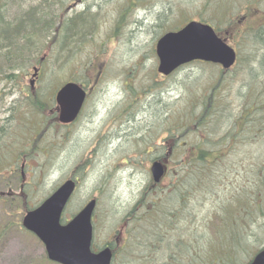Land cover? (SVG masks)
<instances>
[{"label":"rangeland","instance_id":"obj_1","mask_svg":"<svg viewBox=\"0 0 264 264\" xmlns=\"http://www.w3.org/2000/svg\"><path fill=\"white\" fill-rule=\"evenodd\" d=\"M42 1L26 0L12 4L10 0L2 6L5 14L4 19L12 20L14 11L20 13L29 5H35ZM211 1L212 5L208 0L48 1L54 2L57 15L63 19L75 16L88 7V12L94 14L93 20L96 26L94 25L92 33L85 34V38L73 47L72 43L69 45L67 43V48L62 47L61 50L59 49L60 41H56V39L43 41V52L38 57L42 58L43 54L47 56L43 57L41 63L31 60L33 63L28 67L30 64L28 58L19 66L20 70L15 73L12 80H0V120L6 115L3 109L15 99L22 101L19 107H32V104L26 102L24 95L30 89V79L34 78L31 76L34 64L41 67L35 88L37 87L36 91L45 101L52 99L55 91L54 86L72 73H76L78 76L87 74L91 80H94L100 71H105V82L101 83L99 90L89 99L86 109L92 108L100 92L105 91V95L104 98L99 97L102 99V103L98 119L86 122L88 127L85 129L78 128L70 136L71 140L64 147L61 156L57 155L56 151H53L47 158L43 157L41 153L38 154L42 162L47 160L49 163L45 173H39V157L31 158L32 162L28 163V168L32 169L26 171L28 173H24L25 182L22 188L30 209L39 206L53 193L62 179L69 178L71 172L75 171L80 163V146L76 144V141L81 143L82 139H89V143L93 145L96 141L95 134L100 132L101 127H104L105 124V151L102 146H95L99 150L97 157L91 160V166L85 173H79L80 183L63 211L62 222L69 220L87 201L95 197L93 246L99 249L103 247L104 242L109 240L116 241V245L121 242V238L125 234L124 231L121 232L122 217L132 207L133 200L138 198L139 191L148 184L149 179L152 180L150 173L152 160H145V157H142V163H139L137 150L140 151L141 147L146 145L145 143H157L166 137L162 125V115L165 110L171 113L178 104L185 102L188 94L195 93L197 97L191 111H200L199 104L203 92L211 85L216 86L218 90L223 88V84L219 86L218 82L214 83V80L221 78L219 66L211 68L206 64H186L167 77L156 72L157 58L154 46L159 35L170 26V23L183 26L187 17L197 20L199 12L208 15L209 11H212L211 9H219L222 5V0ZM255 9H258L256 13L259 14H253L252 11ZM263 11L264 0H260L256 4L254 0H236L231 22L241 27H258L264 22ZM158 15L163 18L159 25H157L159 23ZM167 16L170 20L169 23L165 22ZM236 24L231 26L232 33L224 35V40L235 49H240L241 60L232 71L225 73L224 76L230 79V84L222 92L228 98L229 110H232L234 114L241 111L245 100L248 83L244 80V75L246 73L254 74L258 89L262 87L264 79L259 62H252L251 68L245 69V64L248 62L246 59L252 58L255 51L251 52V48L241 45L240 38L233 35V33L237 34L234 28L237 26ZM77 28L80 27L77 26ZM60 34L61 32H59ZM258 54L260 55V52ZM258 54L256 58L260 59ZM60 58L74 60L63 59V68L58 70L57 63ZM81 68H84L85 71H82ZM63 70L64 73L61 74ZM153 78L157 80L155 83H152ZM146 85L149 87L146 88V92H143L142 88ZM139 95L140 97H137ZM157 98H160L157 108L146 110L147 101L150 99L155 101ZM39 104L43 105L44 103L39 102ZM45 107L47 108L46 105ZM154 112L155 116L151 117V113ZM22 113L23 111L19 110L15 115L21 118ZM103 116L105 119H101ZM226 116L227 112H222L214 113L208 117L213 125H217L218 128L213 126V129L218 130V136L227 134L226 128H219L221 119ZM23 126L20 119L16 121L13 125V133L0 142L8 144L6 148L15 149L18 153L24 151L28 146L26 143L27 134L22 131L26 128ZM49 129L41 140L42 144L47 147L53 141L56 132L54 127ZM250 136L252 137V135ZM232 144L233 146L229 148L227 155L218 165L220 172L227 167L224 172L226 181L221 184L220 189H223L227 184L243 186L247 189L253 183L257 173H245L244 167L249 168L252 158L250 156L256 155V152L264 145V141L255 142L251 138H238ZM91 145L88 146L89 149H91ZM246 152L247 155H245ZM128 155L138 158L137 161L133 158L131 161H127ZM20 163L21 161L17 160L13 163H5L0 167L3 169L0 173V193L3 195L0 199V264H59L47 259L43 244L21 225L25 212L22 211V204L19 202L22 197V195L20 197V189L17 187L19 180L14 178L17 173H9L10 169L15 167L14 164L18 168ZM162 163L165 170V166L170 165L163 161ZM230 163L231 165H229ZM168 171L165 172L159 183V188L168 185L169 176L174 173V170L169 175ZM8 194L17 195V200L11 202L12 199L8 197ZM209 203L201 201L200 207L195 210V213L198 214L197 219L206 215L211 207ZM182 230L185 232L184 227ZM212 263L216 264L217 262Z\"/></svg>","mask_w":264,"mask_h":264},{"label":"trees","instance_id":"obj_2","mask_svg":"<svg viewBox=\"0 0 264 264\" xmlns=\"http://www.w3.org/2000/svg\"><path fill=\"white\" fill-rule=\"evenodd\" d=\"M9 1L0 0V43H7V46L0 45V59L9 60H0V68L9 65L14 75L26 59L29 58L30 67L31 63H41L47 56L43 54L44 58L38 57L43 52V41L56 39L60 41L59 49L62 50L67 48V43H72L73 47L86 36L82 35L78 42H72L87 27L84 15L88 17V11L63 19L57 15L54 2L43 0L29 5L20 13L14 11L13 19L8 20L4 19L2 6ZM24 1L11 0V3ZM235 1L222 0L219 9H211L208 15L199 12L196 19L210 24L224 39V35L232 33L231 28L236 24L231 22ZM258 1L254 0L255 4ZM208 2L212 5L211 0ZM252 12L259 14L256 13L258 9ZM192 19L187 17L185 22ZM162 21L163 18L159 16L157 25ZM165 22H170L168 16ZM169 25L165 31L182 27L172 23ZM236 25L237 34L233 35L240 38L241 45L251 48V52L255 51L252 58L246 59L245 69H250L252 62H259L264 78V22L258 27ZM93 28L94 24L89 27L87 35L92 33ZM239 50L235 66L241 60ZM257 54L260 59L256 58ZM192 63L206 64L211 68L218 66L202 61ZM235 66L228 70L219 66L221 78L214 80V83L218 82L219 86L223 84V88L218 90L211 85L204 91L200 111H191L197 96L195 93L188 94L185 102L178 104L171 113L163 112L162 125L166 137L157 143H145L140 151L137 150L139 159L133 158V155L126 157L127 161L133 158L135 161L138 159L139 163H142V157L145 160L163 161L170 164L165 166L166 173L169 168L168 175L172 170L174 173L169 176L166 187L159 188V183L149 179L148 184L139 191L138 198L133 200L132 207L122 217L121 232L125 234L121 242L116 245V241H110L113 251L111 264H247L264 247V145L255 156H250L249 168L244 167L245 173H257L251 186L245 189L227 184L220 189L226 181L224 172L227 167L220 172L218 165L233 146V141L238 138L264 141V79L262 87L258 89L254 74L244 75L248 83L245 100L241 111L234 114L229 110L228 98L222 92L230 84V79L224 75ZM155 80L153 78L152 83ZM148 87L146 85L142 91L146 92ZM159 100L150 99L145 109H156ZM222 112H227V116L221 119L219 128H226L227 134L218 136V130L213 129V126L218 128L217 125H213L208 117ZM154 116L155 112L151 113V117ZM14 178L19 180L17 187L20 197L22 195L19 202L22 211L26 212L31 207L25 191L22 189L21 192V174L17 173ZM8 197L17 200V195L8 194ZM201 201L210 202L211 207L204 217L197 219L195 210L200 207Z\"/></svg>","mask_w":264,"mask_h":264},{"label":"water","instance_id":"obj_3","mask_svg":"<svg viewBox=\"0 0 264 264\" xmlns=\"http://www.w3.org/2000/svg\"><path fill=\"white\" fill-rule=\"evenodd\" d=\"M156 54L157 70L164 75L195 60L219 64L228 69L234 65L237 56L234 48L221 39L210 25L195 20L177 31L162 35L156 43ZM36 74L35 67L33 76ZM84 97L85 91L73 82L66 83L59 90L56 99L61 105V121L73 119ZM150 172L153 181L158 183L165 172L164 165L154 161ZM75 187L73 179L63 182L39 206L24 214L21 225L40 240L50 261L59 264H111L112 250L109 246L97 252L91 249L95 198L66 223L61 222ZM248 264H264V248Z\"/></svg>","mask_w":264,"mask_h":264},{"label":"flooded vegetation","instance_id":"obj_4","mask_svg":"<svg viewBox=\"0 0 264 264\" xmlns=\"http://www.w3.org/2000/svg\"><path fill=\"white\" fill-rule=\"evenodd\" d=\"M86 7L84 10L88 11ZM83 10V11H84ZM85 18H87L86 15H84ZM84 22H88L87 19H85ZM92 24L96 26L94 21H92ZM94 29V28H93ZM2 46H7V43H0ZM66 59V58H63ZM63 59H58V70L63 68ZM43 60V59H42ZM41 60V61H42ZM66 60H74V59H66ZM2 62H8L9 60L3 59ZM87 65V64H85ZM9 66V65H8ZM3 66V68H0V80H12L14 78V73L11 69V67ZM29 67V66H28ZM37 68V74L33 76V73L31 76H33V79H30L29 81V91L24 95L25 100L27 103L32 104V107H19V104L22 102L19 99H15L10 103V105H7L3 109V112L6 113L5 116L2 117L0 120V141L3 142L4 138L8 137L10 133H13V125L16 121L19 119L23 123V129L22 131L27 134L26 143L27 148H25L24 151H20L19 153L15 151V149H8L6 148L8 144H2L0 142V159L2 161L0 167H2L5 163H13L17 160L21 161L20 167L11 168L9 173H20L22 177V184L20 185V188L22 190L23 184H24V173H28L26 171H31V169L28 168V163L32 162L33 157L38 156L39 159V173H45L46 168L49 167V163L47 160L41 161L39 153L43 154V157H49L53 151L57 152V155L61 156V154L64 152V147L67 145V143L71 140V135L78 129L87 128L88 124L86 122H92L93 119H98V115L100 114V108L102 99L99 97H103L105 95V91H102L99 93L98 98L96 101H94L91 109H86L88 105V101L90 98H92V95L99 90L100 85L102 82H105V71L102 70L99 72L97 77L94 80H91L87 74H83L82 76H78L76 73H72L69 77L61 79L56 86H54L55 91L53 94V97L51 100H43V98L40 96L39 92L36 91L37 87L36 83L39 79L40 73H41V67L39 65L34 64L32 66V71L34 72V68ZM20 68L18 66L19 72ZM82 71H85L84 68H81ZM64 73V70L61 71V74ZM60 74V75H61ZM69 82H73L78 84L84 91H85V97L84 100L73 117L68 122H63L60 119L61 115V105L58 103L56 99V95L59 92V90ZM34 87V88H33ZM51 98V97H50ZM104 98V97H103ZM51 101V102H50ZM39 102L44 103L43 105H40ZM50 102V103H49ZM47 106V108L45 107ZM104 107V106H103ZM105 108V107H104ZM23 111L21 114V118H18L15 113L16 111ZM25 115H27L25 117ZM105 119V116H103L101 119ZM48 119V121H46ZM100 119V120H101ZM105 123V120H104ZM54 127L55 128V135L53 138V141L47 147L46 145L42 144L41 140L42 137L46 135V133L50 130L49 128ZM105 127V124H104ZM104 127H101V131L95 134L96 141L93 145L89 143V139L81 140L82 142L76 141V144L80 146V163L77 165L75 171H72L69 178L62 179V181L59 183L61 185L63 182H65L68 179H73L76 181L77 186L80 183V174L79 173H85L87 169L91 166V160L94 159V157H97V153L99 150L96 147L102 146L103 151H105V131ZM25 143V144H26ZM42 145V146H41ZM91 145V149L88 148V146ZM96 146V147H95ZM2 151V152H1ZM4 154V155H3ZM92 158V159H91ZM84 166V169H83ZM3 169H0V173ZM30 173V172H29ZM2 193H0V199L2 197ZM5 197V196H4ZM11 202H15V200ZM28 202V200H27ZM105 247V243H104Z\"/></svg>","mask_w":264,"mask_h":264},{"label":"bare ground","instance_id":"obj_5","mask_svg":"<svg viewBox=\"0 0 264 264\" xmlns=\"http://www.w3.org/2000/svg\"><path fill=\"white\" fill-rule=\"evenodd\" d=\"M93 16H94V14H92V13H89L88 14V17L86 18L88 20V22L86 23V26L88 28L87 27H84L85 29L83 28L82 31L79 32V35L72 42H78L79 39H80V36L87 34V32L89 30V27L92 25V21H94L93 20Z\"/></svg>","mask_w":264,"mask_h":264}]
</instances>
